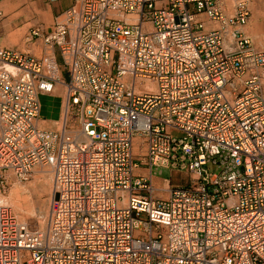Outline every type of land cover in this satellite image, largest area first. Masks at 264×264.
I'll return each mask as SVG.
<instances>
[{
    "label": "built area",
    "instance_id": "built-area-1",
    "mask_svg": "<svg viewBox=\"0 0 264 264\" xmlns=\"http://www.w3.org/2000/svg\"><path fill=\"white\" fill-rule=\"evenodd\" d=\"M249 16L248 0L231 14L222 0H75L29 27L40 56L0 47V190L53 174L44 230L0 203V264H264V49ZM57 85L49 130L39 96ZM151 168L197 178L154 185Z\"/></svg>",
    "mask_w": 264,
    "mask_h": 264
},
{
    "label": "rangeland",
    "instance_id": "rangeland-1",
    "mask_svg": "<svg viewBox=\"0 0 264 264\" xmlns=\"http://www.w3.org/2000/svg\"><path fill=\"white\" fill-rule=\"evenodd\" d=\"M222 1L226 9L228 5H231L233 8L235 0ZM248 4L250 16L243 26V30L251 36L257 48L264 49V0H248ZM227 11L231 13L232 9H227ZM52 22L53 18L49 10L44 9V5L35 7L34 4L23 5L17 3L9 8V10L0 6V47H18L21 50L30 51L36 56H40L44 50L41 40L33 39L32 41H27L25 37L29 27L41 25L46 29ZM40 102L43 107L40 115L41 117H45L44 113L49 112V109L59 107L60 99L45 95L40 97ZM43 168L49 170V174L51 175V188L49 190L35 180L36 174L33 172L26 180H10L5 186L4 191L0 190V203L9 206L12 213L32 229H42L45 226L52 198V174L48 167ZM205 168L209 171H219L216 166L210 163L205 165ZM153 173L159 178L173 177L172 179H174L175 177V175H172L171 170L166 168H154ZM192 178L197 177L192 175ZM18 203L21 205V209L18 207ZM43 207H47V214L44 221L45 224L41 226L38 218L39 210Z\"/></svg>",
    "mask_w": 264,
    "mask_h": 264
},
{
    "label": "crops",
    "instance_id": "crops-1",
    "mask_svg": "<svg viewBox=\"0 0 264 264\" xmlns=\"http://www.w3.org/2000/svg\"><path fill=\"white\" fill-rule=\"evenodd\" d=\"M75 0H0V6H3L6 8V10H9V8H11L12 6H14L15 4H34L35 7H40L41 5H44V9L49 10V13L51 15V17L53 18V20L58 17V15L64 11L66 8H68L70 5H72L74 3ZM228 10L232 9L231 5H228ZM62 94H63V89L60 85H57L55 88V92L52 95H48V96H52L55 98H59L60 99V104L59 107L57 108H52L49 109V112H45L44 115L45 117H41L40 115V119H39V124H41V126H43L45 129H55L56 128V121L59 119L60 117V109H61V104H62ZM41 96H45V95H40L39 96V100ZM41 103V102H40ZM43 111V107L41 105V111ZM153 169L151 168V173H152V183L154 185H159L162 183V181H165L167 179L170 180L171 186H176V185H181L183 183H187L188 181H190V179L192 178V174L183 171V170H176L173 169L171 170L172 175H175L174 179L171 178H159L156 175H154L153 173ZM148 171H150L148 168L143 169V168H138V172L141 174H145L148 173ZM161 196H166V195H161Z\"/></svg>",
    "mask_w": 264,
    "mask_h": 264
},
{
    "label": "bare ground",
    "instance_id": "bare-ground-1",
    "mask_svg": "<svg viewBox=\"0 0 264 264\" xmlns=\"http://www.w3.org/2000/svg\"><path fill=\"white\" fill-rule=\"evenodd\" d=\"M236 1V0H235ZM234 4H235V2H234ZM234 4H233V8H232V12H233V10H234ZM223 5H224V8H225V11L227 12V13H229L228 11H227V9H226V6H225V4H224V2H223ZM231 12V13H232ZM231 13H229V14H231ZM125 18H131V16H125ZM248 32V31H247ZM249 35V34H248ZM228 37H227V39L229 40L230 39V35L228 34L227 35ZM250 36V35H249ZM251 37V36H250ZM252 39V38H251ZM253 41V40H252ZM144 87L147 89V90H149V91H153V90H155V86H154V84L153 83H151V82H149V81H146L145 83H144ZM40 126H41V124H40ZM41 127H43V126H41ZM56 127H57V125H56ZM44 128V127H43ZM138 152H139V149H138V147H137V145L135 146V148H134V153H135V155H137L138 154ZM39 168H37V167H35V169H33V173H35L36 174V181H38L39 183H41V185L43 186L44 185V187H46V189L48 188V190H49V188H51V175L49 174V170H47V169H44L42 166H38ZM40 167H42V168H40ZM50 169V168H49ZM50 172H51V174H52V170L50 169ZM163 183H166V182H163L162 181V183L161 184H163ZM48 186V187H47ZM52 190H53V174H52ZM17 200H18V198H17ZM3 204V203H2ZM6 205V204H5ZM7 206V205H6ZM18 207L21 209V205L18 203ZM46 208L47 207H43L42 209H40L39 210V218H38V222H39V224L41 225V226H43L45 223H44V221H45V217H46V214H47V211H46ZM46 224H47V222H46ZM46 224H45V226L42 228V229H40L39 228V230H44L45 229V227H46Z\"/></svg>",
    "mask_w": 264,
    "mask_h": 264
}]
</instances>
